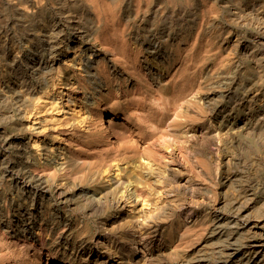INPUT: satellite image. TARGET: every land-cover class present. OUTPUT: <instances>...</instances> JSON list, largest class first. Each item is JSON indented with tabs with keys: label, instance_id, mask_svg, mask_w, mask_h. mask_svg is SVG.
Wrapping results in <instances>:
<instances>
[{
	"label": "bare ground",
	"instance_id": "6f19581e",
	"mask_svg": "<svg viewBox=\"0 0 264 264\" xmlns=\"http://www.w3.org/2000/svg\"><path fill=\"white\" fill-rule=\"evenodd\" d=\"M201 17L212 25L204 26ZM231 40L242 58L213 79L205 61L215 53L217 65L224 64V43ZM259 80L264 0H0V180L17 203L14 218L0 208V264H39L22 259L20 243L29 248L40 241L48 255L66 259L58 264H76L88 246L92 250L72 233L68 215L56 213L59 207L106 213L107 224L93 241L97 255L118 263L264 264V214L252 218L255 205L245 213L216 211L212 232L225 238L211 258L182 248L202 234L207 216L179 203L184 209L173 212V227L150 209L157 183L168 196L195 190L189 181L198 177L201 151L213 155L227 134L240 150L264 149V90L247 96ZM220 102L231 105L229 113L237 109L222 124L228 126L223 137V127L207 130L198 121L205 106L219 117ZM241 118L254 123L240 127ZM233 226H247L251 235L230 239Z\"/></svg>",
	"mask_w": 264,
	"mask_h": 264
},
{
	"label": "rangeland",
	"instance_id": "374dc122",
	"mask_svg": "<svg viewBox=\"0 0 264 264\" xmlns=\"http://www.w3.org/2000/svg\"><path fill=\"white\" fill-rule=\"evenodd\" d=\"M207 18H200V21L203 23L204 26L208 25L211 26L212 23L206 21ZM208 22V23H206ZM239 31V27L234 26L233 28H231V35H233V37H236V32L238 33ZM251 32H247L246 37H250ZM234 37V38H235ZM230 40V39H229ZM230 42V43H229ZM226 43V44H225ZM224 46L225 49L224 51H222L223 53V63H218V60H216L217 54H213L214 56L211 57V59H208L205 61V64H207L208 68H209V72L212 70V75L214 74V78L213 79H221L222 76H224V71L227 70V66L228 63H232L235 60H239L240 58H242L240 55H238L239 53L236 51V47L234 45L233 47V43L232 40L225 42ZM232 43V44H231ZM231 48H230V47ZM229 47V48H228ZM235 48V50H234ZM253 50L250 47V51H249V55H247V59L249 61L252 62V60H254L256 58L255 55V50ZM226 51V52H225ZM233 51H235L233 53ZM231 52V53H230ZM236 53V54H235ZM236 56V58L234 57ZM238 56V57H237ZM233 57V58H231ZM231 58V59H230ZM215 60V61H214ZM217 61V62H216ZM207 62V63H206ZM216 62V63H215ZM210 63V66H209ZM226 64V65H225ZM213 65V66H212ZM215 65V66H214ZM221 65V66H220ZM213 68H212V67ZM225 66V67H224ZM215 67V68H214ZM223 67V68H222ZM219 69V70H218ZM217 71V72H215ZM214 72V73H213ZM216 73V74H215ZM221 73V74H220ZM220 74V75H219ZM218 75V77H217ZM264 81L259 80L257 83H254L251 87L250 92L248 93V97H251L252 95H255L256 93H259L260 91L264 90ZM261 83V84H260ZM262 85V86H261ZM258 86V89H257ZM219 88V87H218ZM253 89V90H252ZM255 92V93H254ZM261 98L262 97H258L256 100V104H258L259 102H261ZM205 104V103H204ZM219 104V103H218ZM205 106V105H204ZM206 108V109H205ZM220 108H222V112L221 115L219 117H215L212 115V113L214 112L213 110L208 109V107H204L203 108V114L198 115V121L205 122L202 123L203 127H205L207 130L208 128L211 126L214 131H219L220 127H223V129H221V131L219 132L220 137H223L227 134V130H228V126H223L224 124H226V121L231 120L230 117L231 115L233 116L234 114H236V110L232 109L231 112L229 113L228 111L231 108V105L229 104H224V102H220ZM225 108V109H224ZM229 109V110H228ZM206 111V112H205ZM210 111V112H209ZM226 112V113H225ZM228 112V113H227ZM211 113V114H210ZM225 113V114H224ZM231 114V115H229ZM58 115L60 116L61 114H56L54 118L58 117ZM206 115H209L206 116ZM225 116V118H224ZM228 117V118H227ZM203 119V120H202ZM205 119V120H204ZM213 120V121H212ZM219 122V123H218ZM2 124H5L4 121H1ZM244 123V124H243ZM254 123V122H252ZM252 123H249L248 120H244V119H239L238 121V126H242V127H247L248 124L249 126L252 125ZM221 124V125H220ZM223 124V125H222ZM205 125V126H204ZM214 125V126H213ZM5 127V125H3ZM248 126V127H249ZM217 127V128H216ZM204 128V129H205ZM226 132V133H225ZM223 133V134H222ZM229 138V139H228ZM247 139H249V137H246L245 140L242 141V144H248ZM227 140V141H226ZM221 147L220 148H214L215 152L213 153V155H209L207 152L201 151V159H202V163L199 166V170H198V177L195 179L193 178V180H191V182L189 181V184L192 185L195 190H189V191H184V192H179L176 193L174 192L173 194H169L170 196H168V191L160 186V184H156L155 187V193L153 195H151V201L153 203V205L151 206V211L155 212V211H159V216L160 219L164 218V220L169 221L171 226L173 225V227L176 225L175 223H173V215L174 213H180V211H182L184 208L183 206H181V204H189L192 205L193 207H195V209L197 210V212H195L194 215L197 216H207V219H205V223H203L202 225V230L201 233H197L195 235H193V237H191L189 240H187V242H185V245L182 244V248L185 251V253H187L189 256H201V257H206V258H211L213 256H215L216 254V250L218 248V246L220 245L219 240L224 237H220L217 236V234L212 232V228H211V218H214V215H216V211L217 212H221L224 214H232L235 213L237 211H242L243 213L248 212L249 211V206L255 205V210H254V216L252 218H257L259 219L260 217L263 216L264 211L260 210L259 207L263 204L264 202V195H263V191H264V163H263V159H264V149L261 145H258V149L256 148L255 150L253 148L249 149V151L251 153H249L248 150L244 149L243 150V145L241 148V150L238 148V144L236 142H234L232 140V138L230 136H228V134L226 135V137L221 140ZM224 141V142H223ZM3 142V143H2ZM231 142V143H230ZM3 145V146H2ZM235 145V146H234ZM237 145V146H236ZM233 147V148H232ZM237 147V148H236ZM0 164L2 165V163H4V153L1 154L4 151V140L2 139V137H0ZM239 150V151H238ZM245 151V152H243ZM261 151V152H260ZM248 152V153H247ZM258 152V153H257ZM236 153V154H234ZM217 154V155H216ZM222 154V155H221ZM261 154V155H260ZM220 156V157H219ZM242 156V157H241ZM205 157L207 159H205ZM251 157V158H250ZM257 157V158H255ZM209 159V160H208ZM221 159V160H220ZM247 159V160H246ZM249 159V160H248ZM254 159V160H252ZM217 160V161H216ZM224 160V161H223ZM226 160V161H225ZM230 161H232L230 163ZM253 161V162H252ZM215 162V163H214ZM247 162V163H246ZM256 162V163H254ZM211 163V164H210ZM210 164V165H209ZM255 164V166L253 165ZM4 165V164H3ZM0 166V174H3V170H4V166ZM207 165V166H206ZM209 165V167H208ZM225 165V166H224ZM253 165V166H252ZM214 166V167H213ZM219 166V167H218ZM227 166V167H226ZM205 168V169H204ZM208 168V169H207ZM215 170H214V169ZM249 168V169H248ZM253 168V169H252ZM217 169V170H216ZM223 169V170H222ZM240 169V170H239ZM252 169V170H251ZM201 170V171H200ZM209 170V171H208ZM212 170V171H211ZM200 171V172H199ZM206 173H204V172ZM208 171V172H207ZM214 171V172H213ZM222 171V172H221ZM244 171V173H243ZM212 172V173H211ZM260 172V174H259ZM241 173V174H240ZM235 174V175H233ZM200 175V176H199ZM203 175V176H202ZM230 175V176H229ZM261 175V176H260ZM244 176V177H242ZM246 176V177H245ZM248 176V177H247ZM186 176L184 175L182 181H185L186 179H184ZM208 177V178H207ZM236 177V178H235ZM221 178V179H220ZM239 178V179H238ZM242 178V179H241ZM251 178V180H250ZM195 179V180H194ZM202 179V180H201ZM211 179V182H210ZM230 179V180H229ZM241 179V180H240ZM257 179V181H256ZM223 180V181H222ZM225 180V181H224ZM237 180V181H236ZM198 181V183H197ZM217 181V182H216ZM243 181V182H242ZM247 181V182H245ZM253 181V182H252ZM228 182V183H227ZM231 182V183H230ZM237 182V183H236ZM239 182V183H238ZM194 183V184H192ZM214 183V184H213ZM217 183V185H216ZM227 183V184H226ZM244 183V185H243ZM256 183V184H255ZM250 184V185H249ZM210 185V186H209ZM232 185V186H231ZM235 185V188L233 187ZM241 185V186H240ZM253 185V186H252ZM261 185V186H260ZM216 186V188H214ZM255 186V187H254ZM163 189H161V188ZM237 187V188H236ZM243 187V188H242ZM159 188V189H158ZM230 188V189H229ZM241 188V189H240ZM248 188V189H247ZM255 188V189H254ZM4 189V190H3ZM161 189V190H160ZM202 189V190H201ZM223 189V190H221ZM234 189V190H232ZM254 189V191H253ZM225 190V191H224ZM227 190V191H226ZM161 193H158L160 192ZM163 191V192H162ZM201 191V192H200ZM242 191V192H241ZM252 191V192H251ZM256 191V193H255ZM192 193V195H190V193ZM195 194H194V193ZM208 192V193H207ZM220 192V193H219ZM225 192V193H224ZM232 192V193H231ZM241 192V193H240ZM248 192L251 194H248ZM163 193V194H162ZM182 193V196L180 195ZM184 193V194H183ZM204 193V194H203ZM258 193V194H257ZM8 194V195H7ZM162 194V195H161ZM165 194V196H164ZM178 194V195H177ZM188 196H187V195ZM199 194V195H197ZM229 194V195H228ZM232 194V195H231ZM256 194V195H254ZM180 195V196H179ZM195 195V196H194ZM232 196V197H228V196ZM233 195H235L233 197ZM248 195V197H247ZM253 195V196H252ZM6 196V197H5ZM178 196V197H177ZM190 196H193L192 198ZM240 196V197H239ZM245 196V197H244ZM255 196V197H254ZM11 194L10 192H8V190L6 189V186L1 183L0 180V208H3L4 213H5V217H7V213L8 211L11 214V217H17L16 215V211L14 210L17 206V203L12 202L11 203ZM158 197V198H157ZM161 197V198H160ZM170 197V198H169ZM199 199H198V198ZM203 197V198H202ZM222 197V198H221ZM228 197V198H227ZM254 197V198H253ZM157 198V200H156ZM186 198V199H185ZM189 200H188V199ZM193 198H195L193 200ZM217 198V200H216ZM219 198V199H218ZM235 198V199H234ZM254 201H253V199ZM3 199V200H2ZM160 199V201H159ZM170 199V201H169ZM174 201H173V200ZM185 199V200H184ZM192 201H191V200ZM204 199V200H203ZM245 199V200H244ZM252 199V200H251ZM176 200V201H175ZM202 200V201H201ZM209 200V201H208ZM46 200H44V204L46 205ZM155 201H158L162 204H156ZM166 201V202H165ZM181 201V202H180ZM191 201V202H190ZM195 201V202H194ZM201 201V202H200ZM215 201V202H214ZM226 201V202H225ZM234 201V202H233ZM248 201V202H247ZM164 202V203H163ZM209 202V203H208ZM221 202V203H220ZM240 202V203H239ZM253 202V203H252ZM167 203H169V205H171V207L173 208L172 210L171 207L169 209ZM175 205H174V204ZM181 203V204H179ZM229 203V204H227ZM195 204V205H194ZM198 204V205H197ZM200 204V205H199ZM212 204V205H210ZM159 205V206H158ZM179 205V206H177ZM202 205V206H201ZM204 205V206H203ZM232 205V206H231ZM234 205V206H233ZM2 206V207H1ZM176 206V207H175ZM206 206V207H205ZM230 206V208H229ZM241 208H239V207ZM11 207V208H10ZM156 207V208H155ZM165 207L167 209H165ZM180 207V208H179ZM200 207V208H199ZM214 207V208H213ZM224 207V208H221ZM236 207V208H234ZM154 208V209H153ZM179 208V209H178ZM203 209V210H202ZM240 209V210H239ZM63 210V211H62ZM154 210V211H153ZM170 210V211H169ZM211 210V211H210ZM188 211V210H187ZM186 211V212H187ZM227 213H226V212ZM233 211V212H232ZM235 211V212H234ZM7 212V213H6ZM36 217L37 216V211H35ZM83 211H79V210H68V209H62L61 207H59V210L56 211V213L58 215H68L67 217V221L71 223V231L72 233L78 234L79 236H81L82 238L88 240V242L90 243V245L92 246V250H90V248L88 249V247L85 249V251L83 252V255L80 257V259L76 262V264H122V263H118V260H116V258H114V256L112 255H106V254H102L101 256L97 255L98 254V249L97 246H95L94 241L95 237L100 235L103 230H104V225H106L107 223H104V219H105V214L102 210H87L86 212ZM172 214H171V213ZM174 212V213H173ZM185 212V213H186ZM213 212V214H212ZM258 214H257V213ZM15 213V214H14ZM45 216H47L49 213L48 211H44ZM67 213V214H66ZM168 213V214H167ZM197 213V214H196ZM207 213V214H206ZM187 214V213H186ZM199 214V215H198ZM71 215V216H70ZM82 217H81V216ZM88 215V216H87ZM96 215V216H95ZM256 215V216H255ZM40 217V216H39ZM86 217V218H85ZM91 217V218H90ZM84 218V219H83ZM90 219V220H88ZM172 219V220H171ZM209 219V220H208ZM211 219V220H210ZM76 220V221H75ZM171 220V221H170ZM40 221V219H39ZM38 221V222H39ZM82 223H81V222ZM46 222V221H45ZM78 222V223H77ZM204 222V221H203ZM207 222V223H206ZM205 224V227H204ZM208 224V225H207ZM85 225V228H84ZM63 224L60 225V227H58V230H60V228H62ZM207 227V228H206ZM80 228V229H79ZM246 228V229H245ZM38 229V228H36ZM78 229V230H77ZM83 229V230H82ZM87 229V230H85ZM233 229V230H232ZM257 229L260 230V228L258 227ZM204 230V231H203ZM248 228L247 226L243 227V228H237V226H233L231 227L228 232H230L231 236H228L230 239L231 238H235L237 239L238 237L242 236V235H251V232H247ZM234 231V232H233ZM236 231V232H235ZM78 232V233H77ZM81 232V233H80ZM239 232V233H238ZM245 232V233H244ZM81 235H80V234ZM236 233V234H235ZM239 234V235H238ZM57 235V233H56ZM206 235V236H204ZM210 235V236H209ZM215 235V236H214ZM93 238V239H92ZM174 244L179 241V240H175V236L174 234H170L169 237ZM196 238V239H195ZM219 238V239H218ZM225 238V237H224ZM90 239V240H89ZM193 239V240H192ZM205 239V240H204ZM218 240V241H217ZM233 240V239H232ZM195 241V242H194ZM205 241V242H204ZM211 241V242H210ZM214 241V242H213ZM93 242V243H92ZM189 242V243H188ZM209 242V243H208ZM192 244V245H191ZM213 244V245H211ZM219 244V245H218ZM41 243L40 241L35 242L33 245H31V247H26L20 244L17 245V248L21 249L20 253L21 257L23 260L25 259H31L35 262H38L39 264H58V263H65L66 259H61L59 255L55 256L52 255V257L50 255L47 254L46 250L44 249V246H40ZM204 245V246H203ZM206 245V248H205ZM212 248H211V246ZM20 246V247H19ZM34 246V247H32ZM40 246V247H39ZM201 246V247H200ZM23 247V249L21 248ZM38 247V248H37ZM26 248V249H25ZM34 248V249H33ZM200 248V249H199ZM216 248V250H214ZM29 249V250H28ZM197 249V251H196ZM199 249V250H198ZM204 249V250H203ZM207 249V250H206ZM202 250V251H201ZM214 250V252H213ZM195 251V252H194ZM26 252V253H25ZM199 252V253H198ZM203 252V253H202ZM205 252V254H204ZM207 252V253H206ZM213 252V253H212ZM201 253V254H200ZM210 253V254H209ZM199 254V255H198ZM35 255V256H34ZM85 256V257H84ZM88 256V257H87ZM108 256V257H107ZM210 256V257H209ZM24 257V258H23ZM27 257V258H26ZM109 259V260H108ZM87 260V261H86ZM116 262V263H115Z\"/></svg>",
	"mask_w": 264,
	"mask_h": 264
}]
</instances>
